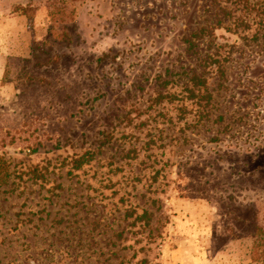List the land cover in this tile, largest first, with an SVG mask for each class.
Here are the masks:
<instances>
[{
  "label": "rangeland",
  "instance_id": "1",
  "mask_svg": "<svg viewBox=\"0 0 264 264\" xmlns=\"http://www.w3.org/2000/svg\"><path fill=\"white\" fill-rule=\"evenodd\" d=\"M0 179V264H264V0H0Z\"/></svg>",
  "mask_w": 264,
  "mask_h": 264
},
{
  "label": "trees",
  "instance_id": "2",
  "mask_svg": "<svg viewBox=\"0 0 264 264\" xmlns=\"http://www.w3.org/2000/svg\"><path fill=\"white\" fill-rule=\"evenodd\" d=\"M218 1H220V0H218ZM218 9L220 10L219 12H221V13H226V12L230 13V11H232V9L230 7H221V6H219V7L216 8V11H218ZM82 157H80V158H78V159L73 161L75 169H80L82 167L83 162H84ZM2 180L3 179H0V182H2ZM261 250H262L261 253L262 252L264 253V248H261Z\"/></svg>",
  "mask_w": 264,
  "mask_h": 264
}]
</instances>
